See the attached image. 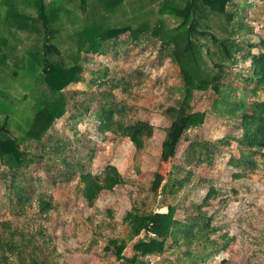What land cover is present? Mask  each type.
Wrapping results in <instances>:
<instances>
[{"label": "trees", "instance_id": "obj_1", "mask_svg": "<svg viewBox=\"0 0 264 264\" xmlns=\"http://www.w3.org/2000/svg\"><path fill=\"white\" fill-rule=\"evenodd\" d=\"M124 2L0 0V26L4 27L5 32L0 33V182L7 189L9 200L14 203V211L31 204L35 198L41 212L46 213L53 208V198L44 189L42 176H29L28 168L34 157L38 160L48 158L59 161L69 170L65 180L78 176L79 192L91 207L96 205L103 191L114 190L125 182L117 166L107 164L100 173H96L82 158L74 157L75 152H69L73 140H80L75 121L82 119L85 114L98 122V130L104 139L112 135V139L129 140L138 151L145 149L154 135L155 127L150 121L133 119L128 116L131 107L115 101L112 91L116 88L115 81H105L110 76L109 66L104 65L92 71V83L97 86L110 83L112 88L101 93L102 100L96 106H93V95L85 96L83 100L74 96L73 111L69 116L74 130L72 141L63 134L61 137L50 135L47 142H43V137L54 121L67 112L69 100L63 90L72 83L84 81L82 74L86 61L109 52H114L117 58L121 51L127 50L124 48L127 42L139 44L145 35L161 41V56L168 54L176 60L184 75L186 88L181 98L164 110L172 120L167 133L176 138L181 133L180 140L191 127L201 125L206 112L193 109V92L196 88H212L217 94L214 104L218 112L238 120L242 130L241 136L233 139L240 155H231L229 159L237 170L234 174L245 176L247 171L257 168L259 162L264 161V52H252L259 45L264 47V37H260L256 43L244 38L245 34L254 30L246 21V13L238 11L239 8L246 10L245 6L242 7L235 0H169L165 1L162 10H168L180 22L170 29L163 23L153 29L148 19L135 26L138 18L128 14L129 5L126 6ZM72 3L86 14L84 23L79 19L76 8L68 6ZM229 4L236 6V9L232 10ZM101 10L105 11L100 13ZM133 12L137 17L143 16L138 15L141 12L136 7ZM65 18L73 30L67 49L61 47L62 39L61 43L53 41L54 35L56 39L59 32L58 25L61 23L63 26ZM211 27L222 34L211 31ZM21 30L28 32L33 42L20 48L17 39L20 35L18 31ZM198 34L207 35L213 40L215 49L208 47L206 50L209 59L199 54L204 45L196 43L194 38ZM89 52L92 53L91 59ZM238 57L242 61H251L250 73L239 75L242 78L240 86L227 81V76L232 74V70H228L232 67L229 65L238 64ZM12 88L19 97L12 95ZM82 92L88 94L86 90ZM12 126L19 131V136L11 135ZM83 137L86 142H83L82 147L88 150L86 156L93 159L96 141L85 133ZM226 139L217 142L195 140L190 146L195 153H199L198 157L206 155L211 158L219 144L227 142ZM27 140L37 142V153L22 147ZM188 162L192 163L189 159ZM51 169H54L53 166ZM155 175L157 179L160 177L158 172ZM170 175L171 171L162 190L176 195L188 183V179L182 177L170 180ZM60 180L54 178L53 182ZM217 194V189L211 186L202 202L192 203L186 208L183 219L178 218L179 208L172 203H164L167 212L142 210L136 206L126 211L123 222L129 228V238L111 240L117 258L123 259L127 241L143 232L146 236L134 242L135 253L125 258L123 264H145L141 257L161 255L172 247L181 249L185 246L184 253L179 254L178 258L188 257L193 264H206L210 258L229 251L235 236L215 225L217 211L210 213L207 209ZM108 211L112 212V209ZM5 229L7 235H4ZM9 230L8 221L1 220L0 216L2 259L9 260L10 255H16L21 264H53L48 261V257H39L33 252L27 254L28 246L36 243L26 237L20 240ZM169 239H172V243L166 247ZM35 248L45 254L42 246Z\"/></svg>", "mask_w": 264, "mask_h": 264}, {"label": "rangeland", "instance_id": "obj_2", "mask_svg": "<svg viewBox=\"0 0 264 264\" xmlns=\"http://www.w3.org/2000/svg\"><path fill=\"white\" fill-rule=\"evenodd\" d=\"M165 1L169 0H125L124 4L129 5L128 14L138 18L135 26L148 19L153 29L162 23L170 29L176 27L180 21L168 10H162ZM235 2H239L242 7L245 6L246 10L239 8L238 11L246 13V21L254 29L245 34L244 38L250 39L252 43L259 42V38L264 37V0ZM68 6L71 9L76 8L79 19L84 23L86 14L80 7H75L74 3ZM135 7L141 12L138 15L143 14L142 17L134 14ZM230 7L232 10L236 9L233 5ZM104 11L101 10L100 13ZM70 24L65 18L63 26L60 23L57 27L60 28L56 39L55 35L53 37V41L58 43H61L62 39L61 47L66 49L73 33ZM214 27H211V31L222 34ZM18 32L20 35L17 41L20 48L33 42L28 32L22 30ZM0 33H5L2 26ZM194 39L196 43L204 45L199 54L201 53L204 59H209L206 50L208 47L215 49L213 40L203 34H198ZM160 45L161 41L145 35L139 44L127 42V45H124L127 50L121 51L117 58L114 52H109L86 61L82 74L84 81L72 83L63 90L69 100L67 112L54 121L43 137V142H47L50 135L61 137L63 134L72 141L74 130L70 125L69 116L73 111L74 96L83 100L85 96L93 95L95 97L93 106H96L98 101L102 100L101 93L112 88L110 83H106V86L92 83L90 81L93 78L92 71H97L104 65L109 66L110 76L102 82L112 79L115 81L116 88L112 90L115 101L129 105L131 109L128 116L133 119L150 121L155 127L154 135L147 147L138 151L129 140L112 139V135L104 139V135L98 130V122L85 114L82 119L75 121L80 131L78 135L80 140H73L69 152H75L74 157L82 158L96 173H100L107 164L117 166L125 179L123 184L117 185L114 190L103 191L96 205L91 207L79 192L78 176L65 180L69 170L59 161L54 162L48 158L38 160L34 157L28 168L29 176L41 175L44 189L53 198V208L43 213L39 210L37 198L24 208H17L14 211V203L9 200L7 189L0 182L1 220L8 221L9 231H13L18 239L26 237L36 243L28 246L27 254L33 252L39 257H48V261L53 264H123L125 258L132 257L135 253L134 242L146 236L143 232L133 240H126L124 258H117L111 240L121 241L123 238H129V228L123 222L126 211L136 206L142 210L167 212L164 203H172L179 208L178 218L183 219L186 208L192 203L202 202L213 186L218 194L207 209L210 213L217 211L214 224L223 227L222 231H228L231 236H235V241L229 251H223L210 258L206 264H264V161H260L257 168L246 170L245 176L238 177L234 174L237 170L229 159L231 155H240L237 143L233 139L241 136L242 130L238 120L225 117L218 112L214 104L217 94L212 88H196L193 92V109L206 112L204 122L191 127L180 140L178 138L181 133L178 138L167 133L172 120L164 110L178 102L186 86L180 64L168 54L164 55L165 57L161 56ZM260 51L264 52L261 45L252 49L253 53ZM89 54L91 59L92 53ZM238 59L240 60L238 64L229 65L232 66L228 68L232 70V74L227 76V81L240 86L242 78L239 75L250 73L251 61L249 59L242 61L239 57ZM13 89H10L12 95L19 97ZM84 90L87 91V95L82 92ZM12 130V136L20 135L15 127L12 126ZM83 133L96 141V154L93 159L86 156L88 150L82 147L83 142H86ZM224 138H227V142L219 144L211 158H207L206 155L198 157L199 153H195L190 146L195 140L217 142ZM36 144L34 140H27L23 142L22 147L37 153ZM88 146L94 147L92 144ZM188 159L192 163H189ZM52 166L54 169H51ZM170 171V180L182 177L188 179V183L176 195L162 190ZM157 172L160 174L158 179L155 175ZM54 178L61 180L54 183ZM109 209H112V212L108 211ZM4 235H7V229ZM171 243L172 239H169L166 247ZM36 246H42L45 254L35 248ZM185 248L172 247L161 255L151 254L141 258L145 264H193L185 256L179 260V254L184 253ZM0 264L21 263L16 255H10L9 260L0 257Z\"/></svg>", "mask_w": 264, "mask_h": 264}]
</instances>
